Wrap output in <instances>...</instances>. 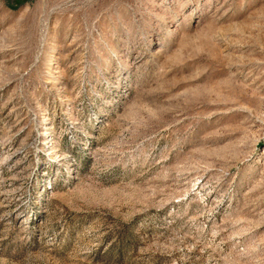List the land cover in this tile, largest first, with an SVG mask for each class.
Masks as SVG:
<instances>
[{
    "label": "rangeland",
    "instance_id": "rangeland-1",
    "mask_svg": "<svg viewBox=\"0 0 264 264\" xmlns=\"http://www.w3.org/2000/svg\"><path fill=\"white\" fill-rule=\"evenodd\" d=\"M0 264H264V0H0Z\"/></svg>",
    "mask_w": 264,
    "mask_h": 264
},
{
    "label": "trees",
    "instance_id": "trees-1",
    "mask_svg": "<svg viewBox=\"0 0 264 264\" xmlns=\"http://www.w3.org/2000/svg\"><path fill=\"white\" fill-rule=\"evenodd\" d=\"M18 5H21V4H24V3H27L31 0H14Z\"/></svg>",
    "mask_w": 264,
    "mask_h": 264
}]
</instances>
